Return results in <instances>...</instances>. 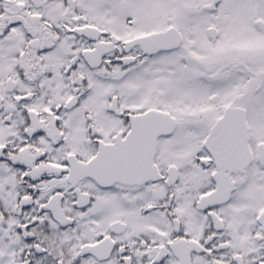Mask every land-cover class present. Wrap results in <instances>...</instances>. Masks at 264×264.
Listing matches in <instances>:
<instances>
[{
	"label": "snow or ice",
	"instance_id": "6c2138e0",
	"mask_svg": "<svg viewBox=\"0 0 264 264\" xmlns=\"http://www.w3.org/2000/svg\"><path fill=\"white\" fill-rule=\"evenodd\" d=\"M0 264H264V0H0Z\"/></svg>",
	"mask_w": 264,
	"mask_h": 264
}]
</instances>
